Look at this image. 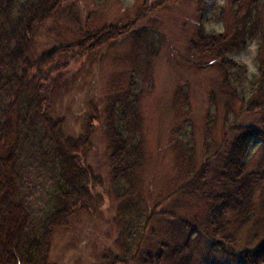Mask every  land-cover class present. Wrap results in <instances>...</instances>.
Listing matches in <instances>:
<instances>
[{
	"label": "trees",
	"instance_id": "obj_1",
	"mask_svg": "<svg viewBox=\"0 0 264 264\" xmlns=\"http://www.w3.org/2000/svg\"><path fill=\"white\" fill-rule=\"evenodd\" d=\"M64 1L0 0V264H50L55 232L67 228L76 214L92 209L95 197L91 188L102 181L82 163V157L92 147L94 123L100 120L98 110L92 106L93 116L83 134L69 137L64 120L48 112L49 93L60 80L56 78L71 65L125 37L133 50L130 69L123 84H112L115 89L106 96L103 109L112 193L121 201L116 217L119 253L109 252L105 264H264L263 191L259 207L256 201L264 187V21L260 1L234 0L231 22L223 33L201 30L190 43L193 55L208 59L199 67L219 70V90L228 103L224 133L219 141L206 140L200 166L193 140L177 137L173 143L176 166L189 181L163 202L174 196L195 198L205 209L186 219L181 218L178 203L173 209L159 212L158 204L149 211L138 192L146 164L141 105L159 55L152 31L138 29L145 12L123 26L80 32L77 44L57 47L32 62L37 28L56 18ZM255 39H259L260 67L248 85V70L234 55ZM235 103L240 105L239 111L231 117L229 111ZM177 133L180 131L174 136ZM211 133L209 121L207 134ZM252 148L262 151L256 165L250 158ZM158 217L173 225L167 238L151 226ZM245 231V239L240 240ZM204 239L207 255L199 258L197 243Z\"/></svg>",
	"mask_w": 264,
	"mask_h": 264
},
{
	"label": "rangeland",
	"instance_id": "obj_2",
	"mask_svg": "<svg viewBox=\"0 0 264 264\" xmlns=\"http://www.w3.org/2000/svg\"><path fill=\"white\" fill-rule=\"evenodd\" d=\"M259 1L264 21V0ZM232 3L234 0H65L56 18L37 28L30 52L32 62L57 47L77 44L80 32L123 26L134 21L139 12H145L138 29H150L159 49L153 62L150 90H145L141 105L146 164L138 192L149 211L158 204L159 212L173 209L176 203L181 206L184 219L205 211L200 199L179 196L166 202L163 199L189 181L175 163L173 143L177 137L194 141L200 166L206 140L212 137L219 141L224 133L228 100L219 90V70L199 67L200 62L208 59L193 55L190 43L201 30L206 34L223 33L231 22ZM132 51L131 42L125 37L80 64L71 65L62 75H57L56 80H60H54L52 85L48 112L53 118L64 120V131L69 137H79L85 132L93 116L92 106H96L100 120L94 123L92 147L83 155L82 163L101 179L102 185L91 188L95 201L90 212L76 214L67 228L55 232L50 264H105L109 252L119 253L116 241L120 227L116 217L121 201L112 193L103 109L106 96L115 89L112 84L121 85L125 81ZM234 59L248 70L249 85L259 73V39L234 55ZM239 106L232 105L229 116H234ZM209 121L212 122L210 135L207 134ZM175 131L180 133L174 136ZM261 156L260 149L250 151L253 165ZM261 191L264 193V187L257 194L258 207ZM151 226L158 235L162 233V238L174 230L161 217ZM246 235V231L241 233L239 239L244 240ZM206 242L204 239L197 243L199 258L207 255ZM213 251L216 257L220 256L216 248Z\"/></svg>",
	"mask_w": 264,
	"mask_h": 264
}]
</instances>
